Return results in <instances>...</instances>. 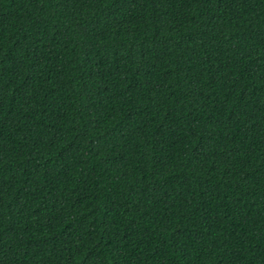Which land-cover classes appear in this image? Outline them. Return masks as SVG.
Here are the masks:
<instances>
[{"label":"trees","instance_id":"16d2710c","mask_svg":"<svg viewBox=\"0 0 264 264\" xmlns=\"http://www.w3.org/2000/svg\"><path fill=\"white\" fill-rule=\"evenodd\" d=\"M0 264H264V0H0Z\"/></svg>","mask_w":264,"mask_h":264}]
</instances>
